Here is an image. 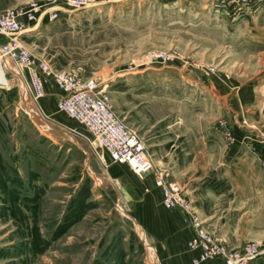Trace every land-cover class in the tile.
<instances>
[{
  "label": "rangeland",
  "instance_id": "rangeland-1",
  "mask_svg": "<svg viewBox=\"0 0 264 264\" xmlns=\"http://www.w3.org/2000/svg\"><path fill=\"white\" fill-rule=\"evenodd\" d=\"M87 1L0 9L37 7L26 47L106 88L206 229L228 248L258 245L250 264H264V0ZM11 82L0 90V264H162L142 224L159 216L143 209L155 173L140 181L111 162L59 111L54 84L35 100Z\"/></svg>",
  "mask_w": 264,
  "mask_h": 264
},
{
  "label": "built area",
  "instance_id": "built-area-1",
  "mask_svg": "<svg viewBox=\"0 0 264 264\" xmlns=\"http://www.w3.org/2000/svg\"><path fill=\"white\" fill-rule=\"evenodd\" d=\"M76 9L87 5V0H68ZM38 8L29 11L7 9L0 11V36L7 39L0 44V90L10 88L11 78H25L26 91L35 100L46 96L48 85L54 84L61 93L59 111L78 121L108 155L113 163H124L140 181L155 173V186L162 193V203L169 210L181 211L183 223L193 231L187 247L197 252L192 264L219 260L223 264H250L259 254L255 244L228 248L211 234L205 222L168 172L156 169L153 156L140 135L121 120L106 88L93 79H82L77 73L59 71L49 61L37 58L22 41L27 20H36ZM51 19H56L53 15ZM159 61L168 59L165 53H154ZM26 74V77H25Z\"/></svg>",
  "mask_w": 264,
  "mask_h": 264
},
{
  "label": "crops",
  "instance_id": "crops-1",
  "mask_svg": "<svg viewBox=\"0 0 264 264\" xmlns=\"http://www.w3.org/2000/svg\"><path fill=\"white\" fill-rule=\"evenodd\" d=\"M7 9H0V11ZM3 40L4 37L0 36V44L3 43ZM17 79L19 84L18 89L24 99L27 96L25 80L19 77ZM156 168L162 170V168H158L157 165ZM146 188H149V191H151V193H149V197L152 199L154 197L155 200H152L150 205H146V207L143 206V209L148 210L152 206L153 209L157 210L159 216L157 217L155 215L156 213H152L151 220L153 221V224L150 227L147 226V223L144 221H142V224L148 228V231L150 230V233L154 236L153 239L159 243L156 244V250L158 251L161 263L192 264V258L197 255V252L188 251L186 245L187 242L192 238L193 231L183 224L182 215L179 211H169L163 208L162 193L159 189H155L154 181H152V179H149L146 182ZM205 264L223 263L219 260H212Z\"/></svg>",
  "mask_w": 264,
  "mask_h": 264
},
{
  "label": "bare ground",
  "instance_id": "bare-ground-1",
  "mask_svg": "<svg viewBox=\"0 0 264 264\" xmlns=\"http://www.w3.org/2000/svg\"><path fill=\"white\" fill-rule=\"evenodd\" d=\"M29 109V108H28Z\"/></svg>",
  "mask_w": 264,
  "mask_h": 264
}]
</instances>
